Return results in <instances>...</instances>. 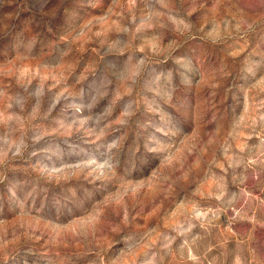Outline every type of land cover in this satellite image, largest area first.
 <instances>
[{
  "label": "rangeland",
  "instance_id": "rangeland-1",
  "mask_svg": "<svg viewBox=\"0 0 264 264\" xmlns=\"http://www.w3.org/2000/svg\"><path fill=\"white\" fill-rule=\"evenodd\" d=\"M0 264H264V0H0Z\"/></svg>",
  "mask_w": 264,
  "mask_h": 264
}]
</instances>
